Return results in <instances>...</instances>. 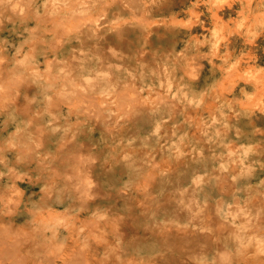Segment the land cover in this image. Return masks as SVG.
<instances>
[{"label": "rangeland", "instance_id": "rangeland-1", "mask_svg": "<svg viewBox=\"0 0 264 264\" xmlns=\"http://www.w3.org/2000/svg\"><path fill=\"white\" fill-rule=\"evenodd\" d=\"M12 1L17 11L0 0V210L21 213L17 234L44 222L49 242L33 264L95 258L108 239L96 255L104 264L164 263L152 245L129 246L135 230L186 245L166 264H264V0H55L45 9L40 0L43 19L30 23L21 19L34 0ZM85 40L96 44L99 81L78 89L71 66ZM26 83L32 91L19 96ZM133 90L146 101L135 111L125 104ZM52 185L69 188L59 201L76 207L56 228L59 243L50 241L60 211ZM91 202L88 214L79 209ZM21 247L13 257L2 246L0 264H27Z\"/></svg>", "mask_w": 264, "mask_h": 264}, {"label": "bare ground", "instance_id": "bare-ground-1", "mask_svg": "<svg viewBox=\"0 0 264 264\" xmlns=\"http://www.w3.org/2000/svg\"><path fill=\"white\" fill-rule=\"evenodd\" d=\"M6 3H8L9 4V6H11L10 7V9L11 10H15L14 8H15V6H16V2H14V1H12V0H4ZM15 1H17V2H19L20 3V1H21V4L23 3V2H27V1H32V0H23V2H22V0H15ZM40 0H34L33 2H35L36 4H37V8L35 7V5H34V3H33V6L30 8V7H28V6H25L26 8H28V9H30L31 11H29L26 15L23 13H21V14H19L20 15V17H22L23 15H25L21 20L23 21V22H25V23H30V20H34L35 22H39L40 20H42L43 18H42V13H39V4H40V2H39ZM43 3H44V5H43V9H45V7L47 6V3L49 4V6L51 5L52 6V4H56L55 3V0H41ZM68 1V0H67ZM75 0H71L70 2H67L68 3V5H69V3H71V2H73V4L74 5H76V4H78V3H80V2H78L77 1V3H76V1L74 2ZM24 3V4H25ZM82 3V2H81ZM80 3V5H82ZM88 3V2H87ZM30 4V3H29ZM66 4V3H65ZM73 4H71V5H73ZM62 5V7H65V8H67L66 6H64L63 4H61ZM90 5V4H89ZM48 6V7H49ZM50 6V7H51ZM77 6V5H76ZM79 6V5H78ZM8 7V6H7ZM52 7H55V6H52ZM60 8V6L58 5V3H57V9H59ZM62 7L60 8V9H62ZM81 7H83V6H81ZM80 6H79V8H81ZM5 8V7H4ZM25 8V9H26ZM68 8H70V7H68ZM85 8V7H84ZM84 8H81L80 10H79V12H81V16H83L82 15V11H84ZM28 9H26V10H28ZM72 9H73V7H72ZM83 9V10H82ZM3 10V8H2V6L0 5V12ZM26 10H24V11H26ZM50 10V9H49ZM77 10V12H76V14H78V8L76 9L75 8V11ZM5 11V10H4ZM15 11H17V10H15ZM69 11H71V13H72V10H69ZM75 11H73V12H75ZM6 12V11H5ZM4 13V12H3ZM15 12L13 11V14H14ZM44 13V12H43ZM84 13V12H83ZM13 14L11 15V16H9L8 15V17L7 16H5V20L7 21V22H14L13 21V19H12V17H13ZM68 14H70V12L68 13ZM22 15V16H21ZM44 15V14H43ZM55 15V14H54ZM46 16H47V14H46ZM60 16V15H59ZM62 16V15H61ZM61 16H60V19H61ZM67 16H69L70 17V15H67ZM67 16L66 17H64V15H63V17H64V19H66L67 18ZM77 16H79V14L77 15ZM57 17H58V15H57ZM80 17V16H79ZM78 17V18H79ZM82 18V17H81ZM84 18V17H83ZM57 19H59V18H57ZM59 19V20H60ZM67 20L69 21H71V19H68L67 18ZM84 20V19H83ZM61 21V20H60ZM64 21V20H63ZM86 21V20H85ZM83 21H81V23H82ZM78 23V22H77ZM83 23H85V22H83ZM73 25H74V23H72ZM79 25H80V23H78ZM86 24V23H85ZM84 24V25H85ZM29 25V24H28ZM82 25V24H81ZM27 26V25H26ZM60 26H61V24H60ZM95 27V26H94ZM63 28V27H62ZM60 29V31H61V33L62 34H65V33H67L66 31L67 30H63V29ZM77 28L79 29L80 28V26H77ZM65 29V28H64ZM81 29V28H80ZM79 29V30H80ZM88 29V28H87ZM65 32H63V31ZM73 30H74V27H73ZM72 30V31H73ZM75 30H76V26H75ZM92 30H93V27H92ZM69 31V30H68ZM78 31V30H77ZM24 31H22V33H23ZM101 32V30L99 29V27L98 28H95L94 29V31H92V33H91V31H88V33H90V34H96V33H98L97 34V36L99 35V34H101L100 33ZM70 33H72V32H70ZM68 34V33H67ZM77 35V34H76ZM63 36H65V35H63ZM116 36V35H115ZM119 36H121V35H118V38H120ZM103 37V36H102ZM116 39H117V36H116ZM121 39H122V36H121ZM98 40H99V38H98ZM127 40V39H126ZM87 41L85 40V42H83V46L80 48V50H82V55L81 56H79V57H76V59L78 60V59H80L81 61H79V62H77L76 64L74 63L71 67H73V68H71V69H74V66H76L77 65V69H75V71H77L78 69H80V71L79 72H77V75L76 74H74L73 75V78H70V82H71V85L72 86H77L78 87V89H79V86H83V87H86V86H84V85H87V87L90 85H95L99 80H98V76L97 75H95V74H93L94 73V68L96 67V63H95V60L93 59V56H92V53L95 51V49H96V44H94V45H85L84 43H86ZM103 42H105V40L103 41ZM122 42H123V40H122ZM128 42H130V41H128ZM40 53V52H39ZM73 58H75V54L73 53V55H72V57H70V59H68L69 61H71V62H73ZM75 59V60H76ZM38 62H39V59L36 57V63L38 64ZM67 62V61H66ZM71 62H68V63H71ZM36 64V68H38V65ZM32 66V65H31ZM61 68V67H60ZM33 69V68H32ZM37 70V69H36ZM38 73V72H37ZM84 75H87L86 77L84 76ZM95 75V76H94ZM66 78V77H65ZM64 78V79H65ZM63 79V80H64ZM61 80H62V78H61ZM112 81V79L111 80H108V83L109 82H111ZM64 82H65V80H64ZM62 84V83H61ZM67 84V82L65 83V85ZM110 84V83H109ZM29 84L28 83H26L23 87H22V89L18 92V94H19V96H22V93H24V94H29V92H31L32 91V88H30L29 86H28ZM132 85L134 86V83H132ZM133 86H131L132 88L130 89V91L129 92H131V90L133 89ZM43 88V86L40 84V83H38L37 85H36V87L33 89L35 92H39L41 89ZM127 88V87H126ZM125 88V89H126ZM128 89V88H127ZM76 90H77V88H76ZM129 90V89H128ZM133 91H135V90H133ZM136 92V91H135ZM133 93V94H131V93H129L128 94V92H127V95H128V99L126 100V101H128L129 100V102H125V104L128 106V105H130V108H132V111H135V108H138L137 106L139 105V104H143V103H145L146 101H143V100H141V102L143 101V103H141L140 101H138V98H140V94H137V92L136 93ZM126 94V93H125ZM85 95H87V94H85ZM123 95V94H122ZM117 96H119V95H117ZM23 97H24V95H23ZM88 97V96H87ZM90 97V96H89ZM92 97V96H91ZM90 97V101H96V100H94V99H92ZM160 98V97H159ZM17 99H19V100H17V101H24L25 100V98H21V97H18ZM117 99H119V98H117ZM122 99H124V98H122L121 97V99H120V101H123ZM141 99H142V96H141ZM140 100V99H139ZM124 102V101H123ZM140 102V103H139ZM119 104H121V103H119ZM136 104H137V106H136ZM146 104V103H145ZM140 106V105H139ZM143 106V105H142ZM147 105H145V107H146ZM62 162H64V161H62ZM64 175L65 177L68 175V174H73V172H71V170H70V168L69 169H62V172L61 173H59V175ZM102 176H103V178L104 179H107V178H109V175H107V173L106 174H104V173H102L101 174ZM69 177V176H68ZM76 182V181H75ZM53 187V190L54 189H57V185H52ZM76 186H77V182H76ZM73 189V188H72ZM57 190H59V192H58V195H59V198H57L55 195L57 194V191H55L56 193H55V195H53V197H52V199H51V201L49 202L50 203V207H52V208H57L58 210H60L59 212H57V215H53L52 216V218H53V220H54V223L51 225V227H52V229H51V237H52V240H50L51 242H57V243H59V242H63V240H64V238L65 237H61L60 235V229H57L56 230V228H58V226H60L61 224H62V221H63V219L64 218H66V216H67V214L68 213H70V212H72L73 210H74V208H76L74 205H70V204H68V205H66L65 204V206H64V204L63 203H61L62 201H59V199H63V198H65L66 197V195H68V194H70L71 193V190L68 188V191L65 193V194H63L62 193V191H61V189H57ZM0 193H3V194H1L0 195V197L1 198H3V196L5 195H7L6 193V188L3 190V189H0ZM62 196H64V197H62ZM61 199V200H62ZM5 203V202H4ZM86 206H81L79 209H83L84 210V212L86 213V214H88L89 213V209H95L96 207H97V204L95 203V202H91V203H88V204H85ZM42 206L43 205H41V204H39V208L41 207L42 208ZM64 206V209L62 208V210L60 209V207H63ZM126 210V209H125ZM26 211L29 213L30 212V210L29 209H26ZM126 211H129V210H126ZM18 212V209L16 210V213L14 214V216H13V218H11V219H8L4 214H3V212L0 210V246L2 247H4V245H6L7 246V250H9V252L10 253H12L13 254V257H17V255H18V248H19V245H20V247L22 246L21 245V242H23V243H26V245L22 248V250L24 251V250H26V251H29L30 252V255H29V261H27V264H33L34 263V261H35V259H34V256L35 255H38L39 254V252H43L44 250H45V248H46V242L48 241L49 242V240H46V239H43L42 237H41V234L43 233V230L45 229L44 227H45V224H44V222H42V226L40 225V231H38V232H32V231H29V230H27V231H24L25 232V234H22V233H20V234H17V233H19V226H20V221H19V219H20V217H18V215H20L21 213H17ZM125 213H127V212H125ZM23 215V214H22ZM26 218H28V217H24L23 218V220L24 219H26ZM29 219V218H28ZM10 222V223H9ZM41 222V221H40ZM109 222V221H108ZM27 224V223H26ZM25 224V225H26ZM110 226H111V224H110ZM112 226H116V225H112ZM42 227H43V229H42ZM29 232V233H28ZM124 231H122V233H120V234H122L123 236H124ZM180 235L181 236V240L183 241V235L185 234V233H182V232H174V233H172L171 235L173 236V238H174V236H177V235ZM10 235H13V236H15V238H11L10 239V241L9 242H7V240H6V237H8V236H10ZM82 235V234H81ZM122 235H119L120 237H119V239L121 238V240H124V238H123V236ZM130 235H131V239L130 240H128V244H129V246L131 247V248H133V247H135L136 245H138V244H145V245H152V246H154L155 247V249H156V251L158 250V252L160 253V255L162 254L163 255V257L165 258V262L164 263H161V264H166L167 263V260L166 259H169V258H172L173 257V255H171V254H173V253H175V249H177V251H182L183 253H187L186 252V250L188 249V248H186V245L185 244H181L180 242H173V243H171V244H167V243H161L160 241H158L156 238H154V239H151V238H149V237H145V233H143V234H138V232H136V230L135 231H133V232H130ZM186 235V234H185ZM143 238L145 239V238H149V239H151V240H143ZM106 239V238H105ZM110 240L108 239V241H105V242H107L104 246H99V245H97V248L95 249V253H93V256L95 257V258H93V257H91V258H88V259H86V257H85V255L83 254V253H72V252H70L69 254H66L63 258H61L60 259V261L63 263V264H104L101 260H99V259H97V254L98 253H101L103 250L105 251V250H107L109 247H111V242H109ZM148 241H150V242H148ZM50 242V243H51ZM184 242V241H183ZM49 244V243H48ZM9 246V247H8ZM0 247V248H1ZM112 247L113 248H115L113 245H112ZM140 248V247H139ZM4 249V248H3ZM186 249V250H185ZM6 250V249H5ZM2 251V250H1ZM4 251V250H3ZM7 252V251H6ZM20 252V251H19ZM5 253V252H4ZM0 257H2L4 254H3V252H0ZM12 254L10 255V256H12ZM20 254H21V252H20ZM124 254V253H123ZM192 254V253H191ZM191 254H188L189 256L191 255ZM6 255H7V253H6ZM5 255V256H6ZM22 255V254H21ZM84 255V256H83ZM157 256H160V255H158V254H156ZM7 256H9V255H7ZM6 256V257H7ZM25 255H23V256H21V257H24ZM156 256V257H157ZM13 257H12V260L11 261H13V263L12 262H10L11 264H16V263H18L17 261H14V259H13ZM20 257V258H21ZM152 257H154L155 258V256H152ZM4 258V256L2 257V259ZM19 258V259H20ZM7 258H5L4 260H6ZM22 259H25V258H22ZM27 259V258H26ZM155 259H157V258H155ZM3 260V261H4ZM94 260H95V262H94ZM21 261H24V260H20V262ZM86 262V263H85ZM173 264H186V263H184L185 261H183V260H178L177 258L175 259V260H173ZM8 264H10L9 263V261L7 262ZM3 264V263H2ZM20 264H22V263H20ZM120 264H123V262H120ZM157 264H160V263H157Z\"/></svg>", "mask_w": 264, "mask_h": 264}]
</instances>
